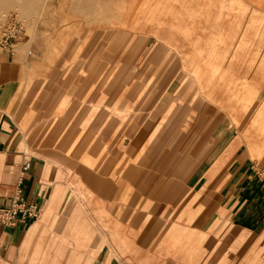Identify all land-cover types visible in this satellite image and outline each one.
Masks as SVG:
<instances>
[{
	"label": "crops",
	"instance_id": "crops-1",
	"mask_svg": "<svg viewBox=\"0 0 264 264\" xmlns=\"http://www.w3.org/2000/svg\"><path fill=\"white\" fill-rule=\"evenodd\" d=\"M175 1L160 4L164 29H148L146 43L155 45L148 66L140 69L166 59L168 84L181 77L189 82L184 92L193 102L176 122L188 128L173 145L166 122L162 127L149 118L146 130L133 127L125 138L119 117L111 136L103 126L107 116L91 114L93 68L95 75L103 72L107 54L72 51L77 41L59 37L55 51L45 55L26 37L14 52L0 55V207L10 206L20 185L25 201L40 212L36 221L0 224V264H264V144L247 137L254 130L264 140L254 119L256 109H264V96L263 103L250 105L251 125L236 137L220 94L240 75H247L248 89L264 93V73L254 70L252 58L264 53V4L250 1L252 12L261 15L244 21L235 15L236 0ZM137 2L132 20L120 21L133 31ZM166 27L179 46L162 49ZM183 30L189 35L183 37ZM241 32L247 36H237ZM128 35L116 41L117 58ZM241 38L249 44L247 66L242 58L224 66L223 85L219 80L209 90L212 102L194 96L204 91L203 76L212 64L205 60L230 58L231 45ZM220 41L225 46L219 51H204L205 44ZM132 44L121 59L139 58V39ZM75 60L83 66L73 65ZM75 84L82 90L78 114ZM130 89L138 91L139 84ZM100 91L102 96L107 89ZM116 92L118 100L123 85ZM109 141H115L110 148Z\"/></svg>",
	"mask_w": 264,
	"mask_h": 264
},
{
	"label": "rangeland",
	"instance_id": "rangeland-1",
	"mask_svg": "<svg viewBox=\"0 0 264 264\" xmlns=\"http://www.w3.org/2000/svg\"><path fill=\"white\" fill-rule=\"evenodd\" d=\"M26 0V7L30 12L29 16L22 18L21 13L15 9V0H0V27H2L11 14H16L24 27L27 38L30 40L29 44L38 46L40 53H51L56 49V43L59 37H72L77 41V44L72 51L83 52L84 50L94 53L107 54V68L103 72L97 71L100 74H94L95 68H93L92 74V89L91 96H89V105L91 106L92 115H104L107 116V124H103L108 130V133L112 136L117 130L115 128L116 117H119L120 125L118 126L124 131V137L130 138L131 131L146 130L148 126L145 124L147 119L152 118L154 121L160 122L163 127L164 123L166 127L171 128L172 139L171 144L175 143L177 133L186 131L188 127L183 125V128L177 125V121L182 117V107L191 105L193 102L189 98L191 93L184 92V89L188 87L187 78L176 79L177 81L173 86L168 84L165 74V64L169 65L170 61L161 59L153 61L151 63V70L140 71L144 67L148 66L149 53L154 49V43L147 44L148 29L154 27L158 29H164L163 20L165 19V12L163 13L161 5L164 2H173L174 0ZM250 1L252 4L261 7L264 4V0H236L235 15L238 18H243L244 21L252 19L260 13H253L251 7H249ZM134 2V3H133ZM139 4V8L136 6V27L139 34L130 26H126L121 23L123 16L128 17L131 21V11L133 4ZM178 0L175 1L177 3ZM161 4V5H160ZM156 15V16H155ZM261 15V14H260ZM139 16V18H138ZM252 16V17H251ZM159 17V18H158ZM163 18V19H162ZM261 19V18H260ZM167 29V27L165 28ZM168 30V29H167ZM243 31H247L246 27L241 28ZM133 31L135 37L132 38L130 34ZM167 39L162 44V49L168 46H179L176 43L171 42L174 38H169L171 31H167ZM129 34V35H128ZM180 34V33H179ZM184 36H188L189 32H181ZM180 34V35H181ZM187 34V35H186ZM128 35L129 43H125L123 46L118 45L120 52L119 58H117V39ZM139 35V36H138ZM238 35H246L242 32ZM247 36V35H246ZM139 39V58L134 60H124L127 52L131 50L132 41ZM231 45V51L233 54L230 58H219L216 60H205V63L212 62V64L205 71L204 74V91L201 94L205 100L212 102L213 100L209 96V90L212 89L213 83L222 84L221 72L226 69L224 66L231 65L233 62L239 63V59L242 58L243 62L247 66V49L249 44L247 40ZM79 41V42H78ZM240 41V40H237ZM81 42V43H80ZM86 49H85V47ZM195 46V45H194ZM220 46H225L224 43H211L205 44L204 51L211 49L213 51H219ZM168 47V48H169ZM218 47V50H217ZM235 48V50H234ZM169 49H167V52ZM168 54H164L167 58ZM228 53L221 54L222 56H228ZM239 55L243 57H238ZM50 56V54H49ZM255 62V69L260 74L264 73V53L252 55ZM129 70L125 66L126 62H130ZM52 62V61H48ZM76 62V63H74ZM79 68L83 66V60L72 61ZM95 60H92L94 67ZM98 63V61H97ZM125 68V69H124ZM133 68V69H132ZM154 68V69H153ZM132 69V70H131ZM256 72V71H255ZM255 75V74H254ZM253 75V77H254ZM194 76V75H193ZM75 76H70L72 80ZM238 79L231 80L225 86V91L221 92L222 98L226 99L225 106L222 110L225 111L228 116L227 124L232 127L236 137H239L246 129L248 130L251 125V117L248 116V112L252 107L250 105L254 103H263L261 97L254 90L248 89L247 75H240L236 77ZM258 83L262 82L261 77H256ZM264 79V76H263ZM72 81H70L71 83ZM139 84L138 91H131L133 83ZM117 85L120 87L123 85L124 92L120 93V97L117 100ZM261 86L260 84L257 85ZM73 88L76 90L74 99L75 102V114H78L80 105L78 100L82 94L81 86L75 84ZM107 89L102 96L100 95V89ZM175 88V89H174ZM174 89V90H173ZM177 89V90H176ZM179 89V90H178ZM228 89V90H227ZM173 90V91H172ZM219 93V92H218ZM211 94H213L211 92ZM73 105V106H74ZM88 105V106H89ZM86 104V107H88ZM101 106V107H100ZM253 112V111H252ZM255 120L257 127H260L262 134H264V109H256ZM139 119V120H138ZM140 122L139 124L137 122ZM153 126V125H152ZM178 127H181L178 129ZM120 129V130H121ZM247 137L255 145H261L263 147L264 140H260L254 130L247 132ZM241 139V138H240ZM243 142V140L241 139ZM115 141H109L108 147L110 148ZM130 140L124 141V147H127ZM169 142V140H168ZM106 158V157H105ZM111 157H108L110 159ZM128 157H125V160ZM124 160V162H125Z\"/></svg>",
	"mask_w": 264,
	"mask_h": 264
},
{
	"label": "built area",
	"instance_id": "built-area-1",
	"mask_svg": "<svg viewBox=\"0 0 264 264\" xmlns=\"http://www.w3.org/2000/svg\"><path fill=\"white\" fill-rule=\"evenodd\" d=\"M27 37L26 31L16 14H11L6 23L0 27V55L12 53L16 50L18 43ZM30 162L24 165V170L28 171ZM261 187L264 190V169L259 173ZM21 184V182H20ZM40 212L33 204L27 203L22 195L20 185L17 187L13 202L8 207H0V224L6 227H16L20 223L36 221Z\"/></svg>",
	"mask_w": 264,
	"mask_h": 264
},
{
	"label": "bare ground",
	"instance_id": "bare-ground-1",
	"mask_svg": "<svg viewBox=\"0 0 264 264\" xmlns=\"http://www.w3.org/2000/svg\"><path fill=\"white\" fill-rule=\"evenodd\" d=\"M26 0H15V9H17L20 13L22 18L29 16L30 12L28 11V7L25 5Z\"/></svg>",
	"mask_w": 264,
	"mask_h": 264
}]
</instances>
